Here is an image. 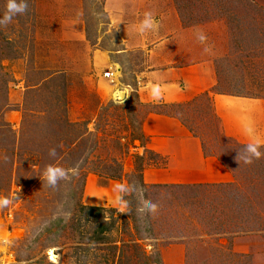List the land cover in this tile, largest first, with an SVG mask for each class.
<instances>
[{"label":"rangeland","instance_id":"rangeland-1","mask_svg":"<svg viewBox=\"0 0 264 264\" xmlns=\"http://www.w3.org/2000/svg\"><path fill=\"white\" fill-rule=\"evenodd\" d=\"M167 10L206 35L217 91L264 98V0H29L0 28V198L12 201L0 208L12 242L0 264H159L177 242L187 264H264V155L244 163L248 144L224 134L206 96L178 107L138 98L145 52H122L120 31L135 36L136 14ZM153 109L179 113L233 180L153 178L166 163L141 129ZM48 166L65 171L55 187ZM144 201L158 212L140 213Z\"/></svg>","mask_w":264,"mask_h":264},{"label":"crops","instance_id":"crops-1","mask_svg":"<svg viewBox=\"0 0 264 264\" xmlns=\"http://www.w3.org/2000/svg\"><path fill=\"white\" fill-rule=\"evenodd\" d=\"M135 16L140 22L144 13ZM154 18L159 23L155 33L141 35L137 32L135 36H129L126 27L120 31L125 47L122 52H145V65L135 72L140 101L188 103L206 92L208 95L203 96L208 98L212 114L225 135L242 144L254 143L245 130L246 125L251 124L254 135L264 141V98L217 91L213 58L206 55L196 39L199 27L183 26L172 10L160 12ZM154 86L161 89L158 99L152 95ZM141 129L146 147L166 158L165 167L152 171L153 178L167 176L170 182L178 183H227L233 180L231 171L216 156L207 153L200 138L178 118L149 113ZM160 252L159 264L188 263L186 247L181 242L164 246Z\"/></svg>","mask_w":264,"mask_h":264},{"label":"clouds","instance_id":"clouds-1","mask_svg":"<svg viewBox=\"0 0 264 264\" xmlns=\"http://www.w3.org/2000/svg\"><path fill=\"white\" fill-rule=\"evenodd\" d=\"M28 4L29 0H6L4 11L0 13V28L8 25L13 21V19L17 16H23L28 11ZM159 23L155 20L153 14L151 12H145L143 19L140 21L139 25L136 26V31L143 35L146 32H153L155 33L158 31ZM196 39L201 43L205 44L207 41V37L204 33L200 32L196 34ZM205 52L210 51L209 47H205ZM152 95L155 98H159L161 95V89L159 86H154L152 88ZM123 99V97H121ZM247 134L253 138L254 143H250L247 146V150L252 154L251 157L244 161L245 164H251L253 159H259L261 158L264 153H261L257 150L258 146L261 143H264V141H261L259 137L254 135V128L251 126V124L246 125L245 128ZM54 154V153H53ZM237 161L239 158H236ZM73 173H75V169L71 170ZM45 176L47 177V182L49 185L55 187L57 177H64L65 171L62 168L59 167H52L48 166L45 172ZM114 189H119L120 192L127 191L126 185L122 183H117L114 186ZM14 199H17L16 196H14ZM12 201H10L7 198H0V208H7ZM116 203L120 204L123 207L127 206V202L121 201L119 197L116 198ZM146 208L138 209V211L142 214H148V215H154L158 212V205L156 203L144 201ZM0 243H3L4 245H10L12 242L7 238L3 237L0 238Z\"/></svg>","mask_w":264,"mask_h":264},{"label":"trees","instance_id":"trees-1","mask_svg":"<svg viewBox=\"0 0 264 264\" xmlns=\"http://www.w3.org/2000/svg\"><path fill=\"white\" fill-rule=\"evenodd\" d=\"M203 95H208L206 92L205 93H203L202 95H200V96H203ZM158 103H162V104H164V106L166 105V106H173V107H178V106H183V105H185V104H189V103H191V102H188V103H171V104H167V103H163V102H149V103H145V105H149V106H155V105H158ZM175 105V106H174ZM186 110V109H185ZM184 110V111H185ZM162 110H157V109H153L152 110V112H155V113H162L161 112ZM164 112H166V111H164ZM164 114H166V115H170V116H174V117H176V118H178L179 120H181L187 127H188V129L191 131L192 129H191V127L188 125V123L186 122V120L179 114V113H174V112H166V113H164ZM191 132H193V131H191ZM196 136H198L195 132H193ZM156 263H159V260H156L155 261Z\"/></svg>","mask_w":264,"mask_h":264},{"label":"built area","instance_id":"built-area-1","mask_svg":"<svg viewBox=\"0 0 264 264\" xmlns=\"http://www.w3.org/2000/svg\"><path fill=\"white\" fill-rule=\"evenodd\" d=\"M111 73H112L111 71L105 72V73H104V76H105V77H108V76H110Z\"/></svg>","mask_w":264,"mask_h":264},{"label":"bare ground","instance_id":"bare-ground-1","mask_svg":"<svg viewBox=\"0 0 264 264\" xmlns=\"http://www.w3.org/2000/svg\"><path fill=\"white\" fill-rule=\"evenodd\" d=\"M122 93H119V95H121Z\"/></svg>","mask_w":264,"mask_h":264}]
</instances>
